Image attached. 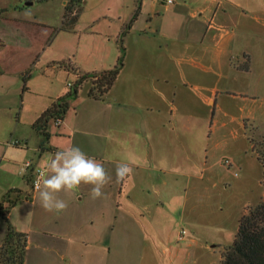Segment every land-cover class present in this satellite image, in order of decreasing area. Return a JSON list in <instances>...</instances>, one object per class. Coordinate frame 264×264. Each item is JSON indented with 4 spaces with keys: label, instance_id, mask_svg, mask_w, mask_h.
I'll return each instance as SVG.
<instances>
[{
    "label": "rangeland",
    "instance_id": "rangeland-1",
    "mask_svg": "<svg viewBox=\"0 0 264 264\" xmlns=\"http://www.w3.org/2000/svg\"><path fill=\"white\" fill-rule=\"evenodd\" d=\"M44 1L34 0L29 7L13 11L14 6H21L19 0H0V4H6L9 10L7 19L0 17V40L6 44L5 48H0V67L7 72L19 71L29 76L26 79L29 89L24 91L23 111L17 127L23 135L32 133L25 117L29 102L40 106L57 101L56 97L65 96L68 82L76 84L78 76L99 74L117 64L120 69L125 60L121 40L125 36L124 19L131 10L133 0H88L82 10L77 1L71 5L72 0H65L63 13L66 5L72 8L66 20L75 13L79 15L71 24H63L60 2ZM188 3L198 5L191 1ZM257 4L260 3L257 1ZM243 22L254 29L247 45H236L234 50L222 54L218 60L213 59L215 53L209 50L206 66L211 81L218 76L221 68L230 75L233 70L229 67L232 65L230 61L239 62L241 53L238 49L245 46L250 56L240 63H247L249 72L239 74L247 76L249 83L241 87L227 78V82L233 83L229 84L231 91L217 98L224 112L218 109L212 111L214 100L206 105L192 95L182 97L179 102L181 116L178 123L187 122L188 118L194 125L190 131L179 132L187 141L179 138L178 147L175 148L178 160L171 165L178 167L177 171L192 172V167L198 168L199 173L205 161L203 183L195 179L188 186L186 178L179 175L176 182L172 180L170 187H162L158 196H141L149 203L147 210L143 211L145 218L142 219L145 220L142 226L145 229L135 219L141 215L139 206L130 205V213L114 207L112 214L106 202L100 203L98 199L91 198V185L87 192L79 187L57 194L68 205L65 210L59 211L63 213L61 217L81 221L83 230L91 228L98 234L94 226L99 229V221L103 220L102 209L109 219H112V215L118 216L115 220L113 218L106 237L111 247L109 260L113 261L108 264H220L225 250L233 242L240 215L248 212L258 201H264V26L261 22L252 21L249 24L248 18ZM199 58V55L196 56V59ZM91 79L82 78V84H77L78 94L81 95L80 100L77 99V106L80 103L77 146L87 152L95 149L90 147V142L82 143V139L90 140V136L83 133L92 132L88 123L92 107L85 102ZM223 81L220 87L224 86ZM72 96L71 101L75 98ZM16 111L20 112V106ZM50 125L57 127L53 123ZM8 133L0 128V143L17 141L10 139ZM31 138L34 140L35 135L31 134ZM51 140L55 142L56 137L51 136ZM182 142L184 145H181ZM12 146L9 150L19 156L22 148ZM195 171L193 173L196 174ZM18 174L22 176L23 173ZM21 185L30 192H37L32 190L30 182L25 185L23 181ZM115 189V185L111 188L109 182L104 192ZM81 193L83 198L76 199V194L79 197ZM133 195L138 202L139 196L134 190ZM155 197L159 198L157 202H154ZM118 200L123 203L122 206H128L124 195L119 196ZM33 202L31 210L34 213L40 212L43 217L56 214V211H43L39 193ZM181 211L184 218L180 216ZM128 219H131L130 225L126 227ZM91 220L94 221L93 225L88 223ZM149 229H152L150 234L153 235L147 238L144 230ZM124 237L130 241L124 240ZM152 239L157 240V244L151 243ZM154 244L158 248H166L162 255L157 253Z\"/></svg>",
    "mask_w": 264,
    "mask_h": 264
},
{
    "label": "crops",
    "instance_id": "crops-1",
    "mask_svg": "<svg viewBox=\"0 0 264 264\" xmlns=\"http://www.w3.org/2000/svg\"><path fill=\"white\" fill-rule=\"evenodd\" d=\"M19 1L21 6H14L13 11L29 7L34 2L30 0L32 3L25 5L29 0ZM48 1L60 2L62 19L65 0L44 2ZM87 1L80 0L81 10ZM136 1L138 0H133L131 10L124 19L126 29L121 42L125 60L115 81L101 98H95L86 92L85 102L92 107L88 116L92 132L83 133L89 135L90 140L82 139V143L90 142V147L95 148H92L93 151L84 152L103 163L112 178L111 188L114 185L116 188V191L105 192L107 197L98 199L99 202H106L112 214L114 207L130 213L132 205L139 206L141 215L135 219L145 229L142 226L145 220L142 219L145 218L143 211L147 210L146 205L149 203L143 198L158 196L162 187H170L172 180L176 182L179 175L186 178L188 186L195 179L203 183L205 161L199 173L198 168L192 167V172L177 171L178 167L171 165L178 160L175 148L178 147L179 138L187 141L179 132L190 131L194 125L188 118L187 122L178 123L181 116L179 102L182 97L192 95L206 105L214 100L211 104L212 111L218 109L224 112L217 101L218 96L229 94V84L235 83L242 87L249 83L247 76L239 74L249 72V65L240 63L249 59L247 47L241 46L238 49L241 53L239 62L230 61L232 65L229 67L233 69L231 74L221 68L213 82L207 75L210 73L206 66L207 56L208 51L212 50L215 53L213 59L218 60L222 54L234 50L236 45H247L254 29L249 28L243 20L248 18L249 24L252 21L261 22L264 26V0H174L171 3L164 0H140L139 4ZM188 1L198 5H190ZM8 11L6 4L1 3L0 17L7 19ZM12 19L19 20L18 17ZM1 47L5 48L6 44L0 40ZM198 55L201 58L196 59ZM245 64L248 69H241L240 66ZM28 77L26 73L7 72L0 67V128L9 132L10 139L17 140V144L12 141L0 143V200L10 188L29 194V198L18 201L7 213L13 227L27 236L23 264H108L112 260H109L111 247L106 237L113 218L115 220L118 216L112 215V219H109L102 209L103 220L99 221V229L94 226L98 234L91 228L85 229L84 234L82 222L61 217L62 212L56 211L53 217H43L40 212L36 214L31 210L38 192H30L22 187L21 182L24 181L25 185L29 183L30 174L20 176L18 172L22 171L19 166L24 161L31 160L37 167L45 170L46 162L58 149L77 146V114L80 108V103L77 106V99L80 100L81 95L78 91L76 94L71 92L75 87L64 93H71L66 98L68 108L56 128L50 125H55L54 121L49 122L44 140L41 132L32 124L53 102L40 106L29 102L25 117L31 125L32 133L23 135L17 127L23 111L24 91L29 89L26 80ZM228 77L233 83L227 82ZM221 81L225 83L222 87L219 86ZM82 82L81 79L79 85ZM72 95L75 98L71 101ZM59 97L61 95L56 99ZM18 105L20 112L16 111ZM31 134L35 135L34 140ZM51 136L56 137V143L51 140ZM12 145L22 148L19 156L9 150L14 147ZM122 161L127 162L133 171L124 181L119 182L116 179L115 166ZM194 170L196 174L193 173ZM88 186L82 183L79 187L82 188L81 191L87 192L90 189ZM133 190L139 196V203L135 200ZM121 195L127 199V207L122 206L123 203L118 200ZM83 196L82 193L79 197L76 194V199ZM155 200L157 202L159 198L155 197ZM183 211L180 215L182 218ZM119 219L122 220L120 217ZM130 220L128 219V225L125 223L126 227H129ZM93 222L91 220L88 223L93 225ZM6 228V222L0 216V244ZM147 230H144V234L150 238L153 235L150 234L152 229ZM124 240L130 241L127 237ZM150 241L157 244V240ZM156 244L153 246L162 255L166 248H158Z\"/></svg>",
    "mask_w": 264,
    "mask_h": 264
},
{
    "label": "trees",
    "instance_id": "trees-1",
    "mask_svg": "<svg viewBox=\"0 0 264 264\" xmlns=\"http://www.w3.org/2000/svg\"><path fill=\"white\" fill-rule=\"evenodd\" d=\"M80 0H72L71 5ZM140 0H138V4ZM66 10L63 13V24H71L77 18L75 16L68 21V13L72 11L71 6H65ZM77 15V16H76ZM136 16V13H135ZM71 20V21H70ZM241 69L247 70L248 65H241ZM119 73V64L114 67L103 70L99 74L81 75L79 84L82 78L92 77L89 95L95 98H101L111 87ZM77 85L73 93L76 94ZM69 94L57 98L49 107H47L38 118L33 122V127L43 135V140L46 139V128L49 122L61 118L68 108L66 98ZM42 140V141H43ZM29 198V194H24L17 188L8 189L0 200V216L6 222V234L0 244V264H23L27 248L26 233L16 230L9 222L7 213L21 199ZM220 264H264V201H258L251 206L248 212L240 215L238 219L237 230L231 245L225 250Z\"/></svg>",
    "mask_w": 264,
    "mask_h": 264
},
{
    "label": "clouds",
    "instance_id": "clouds-1",
    "mask_svg": "<svg viewBox=\"0 0 264 264\" xmlns=\"http://www.w3.org/2000/svg\"><path fill=\"white\" fill-rule=\"evenodd\" d=\"M133 169L127 162L115 166L116 179L119 182L132 174ZM103 163L87 155L79 146L72 145L58 149L45 164V170L39 174L35 189L39 193L40 206L48 212L62 211L67 203L58 198L61 191H73L83 183L91 185L90 196L99 199L105 196L104 188L111 181Z\"/></svg>",
    "mask_w": 264,
    "mask_h": 264
},
{
    "label": "built area",
    "instance_id": "built-area-1",
    "mask_svg": "<svg viewBox=\"0 0 264 264\" xmlns=\"http://www.w3.org/2000/svg\"><path fill=\"white\" fill-rule=\"evenodd\" d=\"M166 3H171V2H173V0H164ZM78 80H80V76H78ZM77 85V83L76 84H73V83H71V82H68L67 83V87H68V89H73L75 86ZM54 121V124L55 125H59L60 123H61V118H57V119H55V120H53ZM12 143L13 144H16L17 143V141H12ZM226 162L228 163V164H230L229 163V161L228 160H226ZM20 170L22 171V173L23 174H30L29 175V182H30V184H31V188H32V190H36L35 189V182H36V180L39 178V174L42 172V171H44V169L43 168H40V167H37L31 160H26L23 164H22V166L20 167ZM184 232V231H183ZM182 232V233H183ZM180 237L179 238H181V235H179Z\"/></svg>",
    "mask_w": 264,
    "mask_h": 264
},
{
    "label": "water",
    "instance_id": "water-1",
    "mask_svg": "<svg viewBox=\"0 0 264 264\" xmlns=\"http://www.w3.org/2000/svg\"><path fill=\"white\" fill-rule=\"evenodd\" d=\"M32 3V1H26L25 2V5H29V4H31Z\"/></svg>",
    "mask_w": 264,
    "mask_h": 264
}]
</instances>
